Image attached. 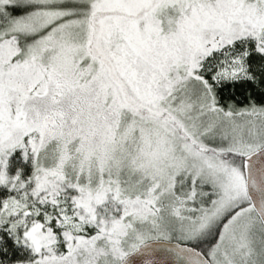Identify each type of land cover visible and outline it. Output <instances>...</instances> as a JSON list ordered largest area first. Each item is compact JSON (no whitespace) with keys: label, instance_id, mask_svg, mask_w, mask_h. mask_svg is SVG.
<instances>
[{"label":"snow or ice","instance_id":"6c2138e0","mask_svg":"<svg viewBox=\"0 0 264 264\" xmlns=\"http://www.w3.org/2000/svg\"><path fill=\"white\" fill-rule=\"evenodd\" d=\"M0 264H264V0H0Z\"/></svg>","mask_w":264,"mask_h":264}]
</instances>
